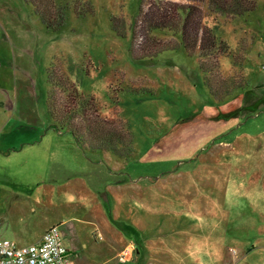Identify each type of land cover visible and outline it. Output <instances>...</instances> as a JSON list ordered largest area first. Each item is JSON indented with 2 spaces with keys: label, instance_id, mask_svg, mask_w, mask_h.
Returning <instances> with one entry per match:
<instances>
[{
  "label": "rangeland",
  "instance_id": "obj_1",
  "mask_svg": "<svg viewBox=\"0 0 264 264\" xmlns=\"http://www.w3.org/2000/svg\"><path fill=\"white\" fill-rule=\"evenodd\" d=\"M35 1L0 0V242L1 212L14 208L37 228L59 226L71 249L77 241L73 264L119 262L105 230L96 240L100 217L140 247L135 264H264V191L245 177L264 171V0L234 19L212 15L208 0H169L202 10L230 47L220 65L234 87L221 102L180 36L154 29L177 48L132 56L145 0H50L65 16L50 28ZM55 88L93 100L117 128V151L85 150L58 123ZM68 179L79 187L55 194Z\"/></svg>",
  "mask_w": 264,
  "mask_h": 264
},
{
  "label": "trees",
  "instance_id": "obj_2",
  "mask_svg": "<svg viewBox=\"0 0 264 264\" xmlns=\"http://www.w3.org/2000/svg\"><path fill=\"white\" fill-rule=\"evenodd\" d=\"M194 1L204 2L205 0ZM35 6L38 16L47 27H51L54 18L58 19L60 26L65 22V16L58 14L57 6L50 0H36ZM208 9L212 15L234 19L254 12L256 2L255 0H208ZM203 21L202 10L198 7L169 0H145L141 13L132 27L134 35L132 56L135 59H152L163 51L177 48L176 41L161 43L150 37L151 31L154 29L168 30L173 36H180L189 56L199 53L200 68L206 76V83L215 99L221 102L234 87L222 76L220 65L221 58L230 54V47L225 41L218 39L214 31L204 25ZM117 27L118 25H115L118 31ZM120 34L125 36L124 32ZM235 63L238 62L235 61ZM64 85L69 86L68 84ZM50 100L51 109L58 123H68L72 128L71 131L75 135L78 134L77 138L85 150L104 152L113 150L110 143L116 135L117 128L114 123L99 115L96 107L91 103L93 100L82 103L74 92L67 94V92H61L56 88L53 90ZM237 115V112L232 110L220 117L230 118ZM113 151H117V149Z\"/></svg>",
  "mask_w": 264,
  "mask_h": 264
},
{
  "label": "crops",
  "instance_id": "obj_3",
  "mask_svg": "<svg viewBox=\"0 0 264 264\" xmlns=\"http://www.w3.org/2000/svg\"><path fill=\"white\" fill-rule=\"evenodd\" d=\"M225 145H228V144L226 143ZM245 177L254 178L255 182L259 184L261 187H263L262 191H264V171L259 172L257 170H252V171L247 172ZM58 183L59 185L55 187V190H56L55 194L58 193L60 197H61L62 192L67 194V192L75 190L76 189L75 187H79L78 182L75 180L72 181V179H68L67 181H65V183H61V181H58ZM80 187L82 186L80 185ZM94 204H97V203H94ZM15 211L16 210L14 208H11L9 209V212L8 211L1 212L2 214L1 217L4 219L9 218V241L19 246L40 243L43 240L45 233L49 229L54 227V226L52 227L46 226L42 228H37L35 224L30 223L26 219H24L21 214H18L16 216L17 212ZM100 229L105 230V232L110 237V239H108L107 242L105 243V247L103 249H106L107 251L110 252V254L115 255L112 258H114L113 260L119 261L117 262V264H135L136 263V261L139 258L138 256H140V253H141L139 250L140 247H137L132 243H127V239L123 240L121 238L123 234L119 230L112 227V225L109 223L107 219L101 218V217L98 219V222L96 223V230H97L96 232H100V233H96L95 235L97 241H99V239L101 240L102 238L100 237V234H102V232L99 231ZM29 235L31 236L29 237ZM102 241H106V240L103 239ZM165 246H166L165 251L167 255L168 251L171 250L168 247H170L171 245L167 244ZM67 247L73 254H76V252H78L79 250L82 251L81 245L75 240L72 241V245H71L72 249L68 245ZM156 247L157 246H155V248ZM155 252H156V249H155ZM122 256L125 257L124 260H121Z\"/></svg>",
  "mask_w": 264,
  "mask_h": 264
},
{
  "label": "built area",
  "instance_id": "obj_4",
  "mask_svg": "<svg viewBox=\"0 0 264 264\" xmlns=\"http://www.w3.org/2000/svg\"><path fill=\"white\" fill-rule=\"evenodd\" d=\"M73 257L59 226L49 229L37 244L19 246L9 240L0 242V264H73Z\"/></svg>",
  "mask_w": 264,
  "mask_h": 264
}]
</instances>
